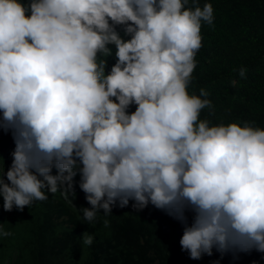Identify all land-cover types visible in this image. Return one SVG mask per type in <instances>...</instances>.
<instances>
[{"label": "clouds", "instance_id": "obj_1", "mask_svg": "<svg viewBox=\"0 0 264 264\" xmlns=\"http://www.w3.org/2000/svg\"><path fill=\"white\" fill-rule=\"evenodd\" d=\"M205 23L214 7L198 0H0L3 210L77 196L79 176L90 224L151 204L193 260L264 253V128L202 119L209 93L189 91Z\"/></svg>", "mask_w": 264, "mask_h": 264}, {"label": "trees", "instance_id": "obj_2", "mask_svg": "<svg viewBox=\"0 0 264 264\" xmlns=\"http://www.w3.org/2000/svg\"><path fill=\"white\" fill-rule=\"evenodd\" d=\"M198 2L214 7V26L205 23L201 29L202 47L189 86L190 93L199 95L201 88L209 93L213 107L202 110L201 118L214 124L255 121L264 128V0ZM113 63L110 57L109 69ZM241 66L248 69L246 79L234 71ZM14 147L11 134L0 132V169L10 166ZM76 180L77 196L48 192L46 201L23 211H4L0 198V231L11 233L0 235V264H264V253L255 250L221 259L214 249L212 256L191 259L180 245L183 226L151 204L135 212L130 202L107 217L101 212L90 224L80 211L89 205L79 176ZM84 232L94 237L91 245L82 243Z\"/></svg>", "mask_w": 264, "mask_h": 264}]
</instances>
